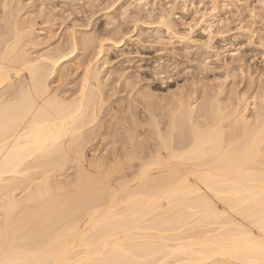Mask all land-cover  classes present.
<instances>
[{"label": "bare ground", "instance_id": "obj_1", "mask_svg": "<svg viewBox=\"0 0 264 264\" xmlns=\"http://www.w3.org/2000/svg\"><path fill=\"white\" fill-rule=\"evenodd\" d=\"M5 7L2 12L9 11ZM5 11L0 264H264V106L253 103L248 115L245 106L228 110L211 103L196 109L178 101L183 109L171 113L166 131L155 126L157 140L147 137L152 146L136 176L140 183L120 184L124 195L133 196L118 203L108 179L116 166L93 164L84 150L105 120L100 74L85 67L77 90L58 93L48 82L58 68L72 64L66 65L77 41L67 51L31 57L26 19L17 10L16 22ZM160 19L169 25L167 17ZM69 159L76 162L78 181L65 190L48 173ZM35 175L38 181L28 187ZM21 188L31 189L16 198L13 191ZM98 205L105 209L98 212Z\"/></svg>", "mask_w": 264, "mask_h": 264}, {"label": "rangeland", "instance_id": "obj_2", "mask_svg": "<svg viewBox=\"0 0 264 264\" xmlns=\"http://www.w3.org/2000/svg\"><path fill=\"white\" fill-rule=\"evenodd\" d=\"M0 7V15L8 7L6 14L18 10L26 19L29 28L23 25L31 31L27 40L34 46L25 48L31 57L67 51L77 41V51L66 64L72 67L58 68L56 74L62 75L48 82L55 91L72 94L85 67L100 74L105 120L84 150L96 160L90 158L92 163L105 161L106 170L119 169L111 176L106 171L117 201L133 194L131 189L132 194L124 195L120 184L132 180L127 185L134 186L152 146L147 137L157 140L155 126L166 131L171 113L180 109L178 101L196 109L211 103L228 110L245 106L248 115L253 103L264 106V0H0ZM163 15L167 26L160 22ZM69 160L62 170L48 173L56 181L52 184L65 190L78 181L76 162ZM30 189L13 194L22 198ZM102 206L93 210L102 211ZM197 229L193 231L199 235Z\"/></svg>", "mask_w": 264, "mask_h": 264}, {"label": "snow or ice", "instance_id": "obj_3", "mask_svg": "<svg viewBox=\"0 0 264 264\" xmlns=\"http://www.w3.org/2000/svg\"><path fill=\"white\" fill-rule=\"evenodd\" d=\"M262 242H264V238H262Z\"/></svg>", "mask_w": 264, "mask_h": 264}]
</instances>
